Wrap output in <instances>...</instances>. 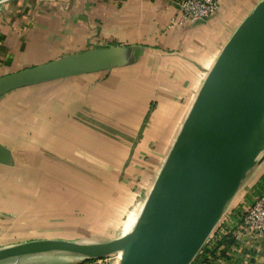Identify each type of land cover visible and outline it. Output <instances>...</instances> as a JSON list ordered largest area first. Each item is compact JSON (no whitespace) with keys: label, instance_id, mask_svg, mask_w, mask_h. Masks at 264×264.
<instances>
[{"label":"crops","instance_id":"0c3cea01","mask_svg":"<svg viewBox=\"0 0 264 264\" xmlns=\"http://www.w3.org/2000/svg\"><path fill=\"white\" fill-rule=\"evenodd\" d=\"M1 1H12L15 15L14 22H5L10 13L0 4V74L88 48L85 38L90 33L69 23L80 14L89 17L88 12L69 13L65 22L63 12L53 10L47 21L30 22L28 13H21L23 0ZM105 1L115 13L104 14L101 7L97 18L112 22L115 31L105 23L101 36L123 47L125 63L0 95V142L12 152L9 163H0V224L11 212L5 197L22 182L26 187L29 178L43 181L61 173L75 178L70 175L76 169L91 174L83 175L85 179L92 174L105 178L112 167L131 180L141 165L148 169L149 162L142 159L152 151L158 156L164 145L170 148L222 46L260 0H223L211 16L185 24L172 22L178 13L176 0ZM64 25L71 38L61 42ZM67 162L74 168L62 166ZM155 177L153 173V181ZM242 183L197 252L195 264H264V234L238 231L252 199L248 194L239 199ZM234 199L239 203L231 206ZM138 213L137 208L134 222Z\"/></svg>","mask_w":264,"mask_h":264},{"label":"water","instance_id":"95a60500","mask_svg":"<svg viewBox=\"0 0 264 264\" xmlns=\"http://www.w3.org/2000/svg\"><path fill=\"white\" fill-rule=\"evenodd\" d=\"M123 63V47L112 43L72 52L1 74L0 95L22 85ZM263 110L264 0H260L207 71L129 231L92 242L25 240L0 247V259L47 251L87 257L121 251L117 264H190L257 161L264 137L252 131ZM11 159V149L0 142V163Z\"/></svg>","mask_w":264,"mask_h":264},{"label":"rangeland","instance_id":"374dc122","mask_svg":"<svg viewBox=\"0 0 264 264\" xmlns=\"http://www.w3.org/2000/svg\"><path fill=\"white\" fill-rule=\"evenodd\" d=\"M2 3L10 13L5 22H14L12 15H15V12L11 10L15 9L13 6L15 4L12 1H1L0 4ZM101 7L104 9V14L108 11L115 13V10L109 7V2L105 0L102 3L100 0L99 2L98 0H23L20 9L22 14L28 13L26 16L30 22L47 21L53 10L63 12V16H66L65 22H68L67 16L71 17L69 13L77 15L82 11L88 12L89 17L85 15L86 18H82L83 14H80L78 20L69 23L76 28V31L85 28L86 32L90 33L85 38L88 42L86 47L89 49L112 42L101 36V33H104L102 29L105 23L109 28L112 27V22L108 20L103 22L97 18ZM68 35L70 34L64 25L59 37L61 42L70 40L71 37ZM3 73L5 71L1 72ZM109 135L114 136V132ZM260 144L257 161L248 169L243 179L238 194L239 199L247 194L251 197L261 189L258 184L262 177L260 173L264 170V138L261 139ZM168 150L164 145L158 148L160 152L156 153L158 156L152 151L147 158L142 159L143 162L144 160L149 162L146 164L148 169L141 165L138 172L132 173L131 180L122 178V169L117 170L118 173L111 167L105 178H97L92 174V179H85L83 175L91 174L74 169L76 174L71 172L70 176L74 175L75 178H68V174L61 173L58 178L43 181L29 178L26 187L23 182L17 185L18 187L15 186L9 197L4 199L7 201L6 207H9L11 212L5 215L4 221L0 224V247L35 238H64L80 242L103 241L126 233L134 224L133 212L137 208L141 209L153 183V173L157 175ZM260 157L263 158L258 161ZM153 158L156 162L152 161ZM67 163L62 166L74 168V164ZM39 182L42 183L38 184ZM42 185L44 193L38 194ZM262 185L264 186V183ZM239 199H234L231 206L238 204ZM117 252L99 257H87L65 251H47L3 258L0 259V264H117L121 255V252Z\"/></svg>","mask_w":264,"mask_h":264},{"label":"built area","instance_id":"2783aa9c","mask_svg":"<svg viewBox=\"0 0 264 264\" xmlns=\"http://www.w3.org/2000/svg\"><path fill=\"white\" fill-rule=\"evenodd\" d=\"M177 17L173 23L185 24L207 18L214 14L223 0H176ZM239 232H251L255 236L264 234V188L256 191L242 212Z\"/></svg>","mask_w":264,"mask_h":264},{"label":"bare ground","instance_id":"6f19581e","mask_svg":"<svg viewBox=\"0 0 264 264\" xmlns=\"http://www.w3.org/2000/svg\"><path fill=\"white\" fill-rule=\"evenodd\" d=\"M252 135H260V136L264 137V110H263L262 116L257 121V123H256V125H255V127H254V129L252 131ZM248 142H249L248 139H246L245 142H244V148H243V151H242V153L244 155H247V153H248V150H247ZM133 213H135V211ZM133 216L135 217V214H133ZM119 252H121V251H118L117 253H119Z\"/></svg>","mask_w":264,"mask_h":264},{"label":"trees","instance_id":"16d2710c","mask_svg":"<svg viewBox=\"0 0 264 264\" xmlns=\"http://www.w3.org/2000/svg\"><path fill=\"white\" fill-rule=\"evenodd\" d=\"M264 183V177L262 176L261 178H260V180H259V184H258V186H261V189H263V184ZM257 186V187H258ZM203 248V247H202ZM197 255V254H196ZM198 257V255L196 256V257H194L193 259H192V261L190 262V264H195V260H196V258Z\"/></svg>","mask_w":264,"mask_h":264}]
</instances>
